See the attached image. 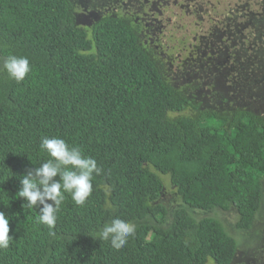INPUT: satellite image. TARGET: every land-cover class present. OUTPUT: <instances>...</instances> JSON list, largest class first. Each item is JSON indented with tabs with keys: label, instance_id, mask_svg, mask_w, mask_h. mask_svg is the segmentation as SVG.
Here are the masks:
<instances>
[{
	"label": "trees",
	"instance_id": "16d2710c",
	"mask_svg": "<svg viewBox=\"0 0 264 264\" xmlns=\"http://www.w3.org/2000/svg\"><path fill=\"white\" fill-rule=\"evenodd\" d=\"M75 17L72 0H0V212L12 237L0 264H234L225 225L190 209L235 210V228L251 229L262 206L264 116L172 119L192 105L134 28L106 16L86 30ZM9 56L29 60L23 81L4 69ZM42 137L78 147L100 169L83 206L64 193L52 229L17 195L22 176L53 159ZM159 176L190 209L159 203ZM117 218L135 228L119 250L101 235Z\"/></svg>",
	"mask_w": 264,
	"mask_h": 264
},
{
	"label": "rangeland",
	"instance_id": "374dc122",
	"mask_svg": "<svg viewBox=\"0 0 264 264\" xmlns=\"http://www.w3.org/2000/svg\"><path fill=\"white\" fill-rule=\"evenodd\" d=\"M86 30L103 17H119L136 31L140 45L167 83L191 107L170 117L197 119L214 112L231 117L238 109L264 116V0H72ZM159 203L170 212L186 207L170 178ZM198 218L220 220L236 241L234 264H264L262 206L249 230L235 228L237 213L190 209ZM173 220L169 214L168 226ZM208 264H216L209 260Z\"/></svg>",
	"mask_w": 264,
	"mask_h": 264
},
{
	"label": "clouds",
	"instance_id": "9594fccd",
	"mask_svg": "<svg viewBox=\"0 0 264 264\" xmlns=\"http://www.w3.org/2000/svg\"><path fill=\"white\" fill-rule=\"evenodd\" d=\"M4 69L17 82L23 81L31 71L29 60L16 56H9L4 61ZM40 148L53 159L22 176V187L17 195L26 201L28 209L38 207V222L52 229L65 199L64 193H70L75 204L83 206L92 192L93 173L98 174L100 169L93 158L83 157L78 147H69L63 139L42 137ZM58 176L59 179H56ZM134 230V225L117 218L110 225L104 226L101 235L105 240L111 238L112 247L119 250ZM9 232V218L0 212V248L9 246L12 240Z\"/></svg>",
	"mask_w": 264,
	"mask_h": 264
}]
</instances>
